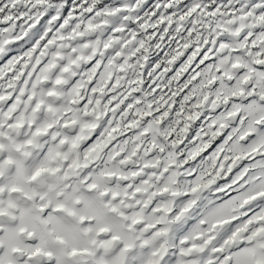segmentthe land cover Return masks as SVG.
<instances>
[{
	"label": "snow or ice",
	"instance_id": "obj_1",
	"mask_svg": "<svg viewBox=\"0 0 264 264\" xmlns=\"http://www.w3.org/2000/svg\"><path fill=\"white\" fill-rule=\"evenodd\" d=\"M0 264H264V0H0Z\"/></svg>",
	"mask_w": 264,
	"mask_h": 264
}]
</instances>
